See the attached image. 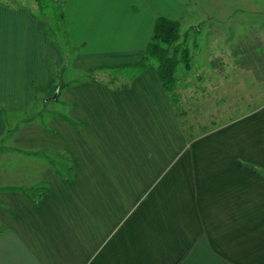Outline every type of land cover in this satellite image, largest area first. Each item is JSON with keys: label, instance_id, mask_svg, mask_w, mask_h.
I'll list each match as a JSON object with an SVG mask.
<instances>
[{"label": "crops", "instance_id": "1", "mask_svg": "<svg viewBox=\"0 0 264 264\" xmlns=\"http://www.w3.org/2000/svg\"><path fill=\"white\" fill-rule=\"evenodd\" d=\"M54 1L84 74L63 92L45 18L0 2V147L48 165L34 196L0 190V264H264V102L235 114L231 78L199 67L182 99L181 66L167 91L152 65L127 89L85 75L142 62L186 0Z\"/></svg>", "mask_w": 264, "mask_h": 264}, {"label": "rangeland", "instance_id": "2", "mask_svg": "<svg viewBox=\"0 0 264 264\" xmlns=\"http://www.w3.org/2000/svg\"><path fill=\"white\" fill-rule=\"evenodd\" d=\"M43 1L49 5L45 12L47 13L45 17L50 20L49 28L46 30L47 40L57 46L63 58L62 64L58 63L57 67L52 68L56 80L55 88L63 92L69 81L84 74L73 67L78 51L72 49L64 26L62 27V24L54 19L55 14L58 13V7L53 0ZM0 2L10 7L29 8L38 20L43 22L41 11L39 7L36 8L34 0H0ZM185 3L187 14L180 22V29L182 37L186 38L190 63L194 66L190 70H181V75H184L181 78L182 83L186 85V88L181 85L178 89L181 92L180 99L191 96L189 94L192 92L191 85L194 82L193 73L199 72V67L206 77L214 74L216 79L231 78V86H227L228 89H232L228 101H231V109L235 114H238L240 108L248 110L264 102V0H227L218 3L207 0H186ZM210 62L215 64L214 68ZM99 74L107 75L108 73L91 72L85 75L97 77ZM240 80L243 82L242 86H240ZM241 88L243 100L239 97ZM51 96L53 95L41 97L43 99L38 97L33 107L28 109L33 122H47L48 110L51 108L62 112L56 102L48 100ZM11 118L15 121L14 117ZM2 144L0 190L15 188L29 196H34L39 191L37 180L46 170L42 166L48 167L43 155L39 154L40 152L34 156L33 154L22 155L11 148L4 149Z\"/></svg>", "mask_w": 264, "mask_h": 264}, {"label": "trees", "instance_id": "3", "mask_svg": "<svg viewBox=\"0 0 264 264\" xmlns=\"http://www.w3.org/2000/svg\"><path fill=\"white\" fill-rule=\"evenodd\" d=\"M41 15L45 18L46 27H48V18L45 17L47 7L43 0H35ZM54 1V0H53ZM58 7V13L54 19L57 23L64 26L63 13ZM181 24L178 21L158 18L154 22L153 31L149 43L145 50V58L138 64L123 65L120 67H111L100 69L106 71L113 81L120 82V89H127L134 78L142 74L149 65L154 66L157 78L163 85L164 89L171 90L176 84V75L179 67L190 70V54L186 44V38L182 37ZM195 47H197V44ZM115 79V80H114ZM122 82H121V81Z\"/></svg>", "mask_w": 264, "mask_h": 264}, {"label": "water", "instance_id": "4", "mask_svg": "<svg viewBox=\"0 0 264 264\" xmlns=\"http://www.w3.org/2000/svg\"><path fill=\"white\" fill-rule=\"evenodd\" d=\"M57 95H58V91H55V93L53 94V96H51L48 100H54V99H56Z\"/></svg>", "mask_w": 264, "mask_h": 264}]
</instances>
